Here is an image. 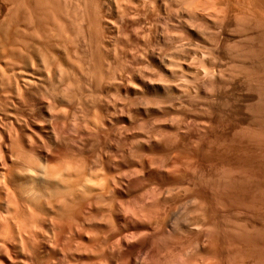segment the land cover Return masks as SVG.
<instances>
[{
  "label": "bare ground",
  "instance_id": "1",
  "mask_svg": "<svg viewBox=\"0 0 264 264\" xmlns=\"http://www.w3.org/2000/svg\"><path fill=\"white\" fill-rule=\"evenodd\" d=\"M62 1L0 0V264H264V0H181L135 67Z\"/></svg>",
  "mask_w": 264,
  "mask_h": 264
},
{
  "label": "rangeland",
  "instance_id": "2",
  "mask_svg": "<svg viewBox=\"0 0 264 264\" xmlns=\"http://www.w3.org/2000/svg\"><path fill=\"white\" fill-rule=\"evenodd\" d=\"M62 1V0H61ZM71 1V2H70ZM67 0V3H66V0L64 1H62L63 3L61 4L60 3V5H62V6H64V9H62L61 8V10H64V11H61V13H62V21L64 22V23H69V24H67L68 26H70V21H67V20H69V17H73V16H71L72 14H71V12H69V11H74V9L72 10L71 9V6L73 7V8H76V6H80V5H78L79 3L81 4V9H82V7H83V2H81V1H83V0ZM76 1H78V4L76 5ZM80 1V2H79ZM109 1V2H108ZM120 1V2H119ZM105 0V2L107 3V5H108V8H109V13H107L106 14V16H107V19H109V26H108V29H109V32H107L108 34H106V36H107V41L106 42H108V47H110V49H113V47H114V45L116 44H118V43H120V44H118L117 46H118V48H120L119 49V52L121 53L122 52V50H123V52L125 51V49H126V51L124 52V53H122V54H120V55H122V57L124 58L125 56V58L127 59V60H129L128 62L130 63L131 61H132V63H133V66L137 63V62H140L141 60H143L142 58H143V56H142V53H141V51H142V49L143 48H145V46H143V45H145L144 44V42H143V38H144V41H145V39H146V37H147V34H149V31H155V32H158V34L160 35V36H162L163 35V33L162 32H164L165 33V30H166V32H167V29H169L168 30V32L170 33V32H172V33H175V32H177L179 29H181V23L184 21V19H182V18H185V15H186V13H185V11H183L182 9H180L181 7H182V4H180V3H183V2H181V0L179 1V0H172V2H167L168 0H162L163 1V5L165 6L166 5V3L168 4L167 6H168V8L169 9H172V11L175 13V14H173V12L172 11H170V10H168V11H170V13L171 14H169L168 12H167V10H165V9H163L164 11H163V13H161L162 12V10H161V12H158L157 10H159L158 8H156L155 9V7H157L156 5L154 6V8H152L153 7V5L152 6H150L149 4L151 3H149L148 4V2H149V0H126L125 2H126V4H125V2H124V0ZM122 1V2H121ZM147 1V3H145ZM151 1V0H150ZM196 1V2H195ZM195 1H193L194 3H197V5H198V7L200 6V8L201 7H206L207 9H211V10H213V12H215V11H217L218 10V13H220V14H218L217 12V14L218 15H220V16H224V15H226V16H230L229 17V19H228V17H227V21H229V22H231L230 24H234V22H235V19L237 18V16H240L241 14H243V12L244 13H247L249 10H251V6L249 7V5H250V2H249V5L248 6H246L247 5V2H248V0H212V2H210V5H212V6H214L215 7V5H216V7L218 6V4L220 3V5L219 6H222L223 7V10H222V7H215V9H214V7H212V6H209L208 4V2L207 1H210V0H205V2H206V5H203L205 2H203V4H200L202 1H199L198 0V2H197V0H195ZM213 1H215V2H219V3H216V4H214L215 2H213ZM225 1V2H224ZM241 1V2H240ZM247 1V2H246ZM68 2H70V3H68ZM74 2V3H73ZM85 2V1H84ZM117 2L119 3V5H116L117 4ZM128 2V3H127ZM135 2V4H133ZM200 2V3H199ZM233 2V3H232ZM235 2V3H234ZM245 2V3H244ZM65 3H66V5H65ZM130 3H131V5H130ZM140 3H141V5H140ZM172 3V4H171ZM177 3H179L180 5H181V7H179L178 5H177ZM208 3V4H207ZM211 3H213V4H211ZM222 3V4H221ZM74 4L76 5L75 7H74ZM123 6H122V5ZM169 4H171V5H169ZM177 6H176V5ZM228 4H229V6H228ZM236 4V5H235ZM242 4H243V6H242ZM246 4V5H245ZM69 5V6H68ZM111 5H112V7H111ZM126 6V8H128L127 9V11H126V9H125V11H124V8H125V6ZM130 5V6H129ZM139 5V6H138ZM145 7V9L144 8H142L143 6ZM196 5V4H195ZM245 5V6H244ZM66 6L67 7H69V8H67L66 9ZM118 6V7H117ZM133 6V7H132ZM146 6H148V7H146ZM151 8H150V7ZM167 6H165L166 8H167ZM172 6H173V8H172ZM224 6H227V7H225L224 8ZM242 6V7H241ZM111 7V8H110ZM210 7V8H209ZM232 7V8H231ZM132 10H131V9ZM151 9L150 11H149V9ZM176 8V9H175ZM177 8H179V12H177L178 11V9ZM239 8V9H238ZM241 8V9H240ZM246 8H247V10H246ZM69 9H71V10H69ZM111 9V10H110ZM116 9H119V10H116ZM136 9V10H135ZM140 9V10H139ZM142 9H144V10H142ZM202 9V8H201ZM220 9H221V11H220ZM121 10H122V12H121ZM129 10V11H128ZM135 10V11H134ZM139 10V11H138ZM146 10V11H145ZM182 10V11H181ZM228 10V11H227ZM237 10V11H236ZM242 10V11H241ZM247 12H246V11ZM83 11V10H82ZM107 11V12H108ZM114 11V12H113ZM117 11H118V14H117ZM132 11V12H131ZM160 11V10H159ZM166 11V12H165ZM235 13H234V12ZM65 12V13H64ZM67 12V13H66ZM69 12V13H68ZM125 12V13H124ZM128 12V13H127ZM147 12V13H146ZM221 12H223V13H221ZM242 12V13H241ZM63 13H64V15H63ZM120 13H122V15L120 14ZM151 13V14H150ZM155 13V14H154ZM161 13V14H160ZM167 13V14H166ZM177 13V14H176ZM241 13V14H240ZM65 14L67 15V14H71L70 16H68V17H66L65 16ZM127 14V15H126ZM157 14H159V15H157ZM180 14V15H179ZM222 14V15H221ZM227 14H229V15H227ZM234 14H237V15H235L234 16ZM116 15H118V16H116ZM122 16V18H121V16ZM125 15V16H124ZM129 15V16H128ZM138 15V16H137ZM141 15H144V16H141ZM162 15V16H161ZM164 15V16H163ZM183 15V16H182ZM114 16V17H113ZM120 16V17H119ZM135 16V17H134ZM154 16H155V18H154ZM157 16V17H156ZM159 16V17H158ZM170 16V17H169ZM116 17V18H115ZM132 17V18H131ZM143 17V18H142ZM146 17V18H145ZM167 17V18H166ZM179 17V18H178ZM181 17V18H180ZM232 17V18H231ZM236 17V18H235ZM65 18V19H64ZM67 18V19H66ZM119 18H121V19H119ZM128 18V19H127ZM131 18V19H130ZM134 18H136V19H134ZM154 18V19H153ZM165 18V19H164ZM172 18V19H171ZM173 18H174V20L177 22V20H178V22H177V24H176V22L173 20ZM178 18V19H177ZM226 18V17H225ZM116 19V20H115ZM133 19V20H132ZM144 19V20H143ZM160 20L159 22H158V20ZM170 19H171V21H170ZM183 20L182 22L180 21V20ZM70 20H71V22L73 21L71 18H70ZM117 20H119V21H117ZM124 22H122V21ZM132 20V21H131ZM141 20V21H140ZM147 20H149V21H147ZM153 20V21H152ZM155 20V21H154ZM166 20H167V25H166ZM231 20V21H230ZM108 21V20H107ZM111 21V22H110ZM113 21V22H112ZM134 21H136L135 23H134ZM147 21V22H146ZM119 22V23H118ZM121 22H122V24H121ZM138 22V23H137ZM154 22H156V23H154ZM175 22V23H174ZM181 22V23H180ZM126 23H127V25H126ZM158 23V24H157ZM114 24V25H113ZM116 24H117V26H116ZM129 24H131V25H129ZM138 24V25H137ZM151 24H152V26H151ZM155 24V25H154ZM158 26H157V25ZM175 24V25H174ZM146 25L148 26V27H146ZM149 25H150V27H149ZM154 25V26H153ZM160 25V26H159ZM166 25V26H165ZM172 25V26H171ZM133 26V27H132ZM136 26H137V28H136ZM143 28H142V27ZM146 28H145V27ZM169 26V28H167ZM171 26V27H170ZM174 26V27H173ZM211 26V25H210ZM109 27H111V29L109 28ZM156 27V28H155ZM70 28V27H69ZM72 28V27H71ZM116 28V29H115ZM132 28V29H131ZM152 28V29H151ZM167 28V29H166ZM179 28V29H178ZM212 28H213V25H212ZM114 29V30H113ZM118 29V30H117ZM123 29V30H122ZM136 29V30H135ZM140 29H141V31H140ZM164 29V30H163ZM234 28H232V30H233ZM116 30V31H115ZM125 30V31H124ZM146 30V31H145ZM149 30V31H148ZM173 30V31H172ZM177 30V31H176ZM191 30H194V31H196L195 29H192L191 28ZM214 28H213V30L211 29V32L209 31V34L210 33H212V31L214 32ZM114 31H115V33H114ZM118 31V32H117ZM144 31V32H143ZM180 31V30H179ZM217 31V30H216ZM234 31V30H233ZM119 32H121V33H119ZM134 32V33H133ZM155 32H153V34L155 35ZM250 32V31H249ZM147 33V34H146ZM207 33V34H206ZM205 33V35H207V36H209V34H208V32H206ZM237 33V32H236ZM236 33H232L233 35L235 34L236 35ZM252 33V34H251ZM116 34V35H115ZM121 35V36H119V35ZM135 34H138V35H136L135 36ZM157 34V35H158ZM168 34V33H167ZM196 35L193 37V38H191V40L192 41H194V42H192V41H188L187 43H185V46L187 47V45H188V48H187V50L188 49H191L190 51H195V50H199L198 48L199 47H201V46H203V45H205L204 43H203V40H205L206 38H207V36H205L203 33V35L206 37H204V36H202V34L200 33H197V31H196V33H195ZM242 34V33H241ZM249 35H247V39L246 40H248V38L249 37H252V35L254 34V31L252 32H250V33H248ZM111 35V36H110ZM129 37H128V36ZM142 35H143V38L141 39V37H142ZM168 35H170V34H168ZM234 35V37H235V41L236 40H242V39H244L245 40V38H244V35H242V36H240L239 34V36L242 38H240L238 35H236L235 36ZM109 36V37H108ZM114 36V37H113ZM118 36H119V38H118ZM124 36H127V38H128V41H130L129 43H128V41H127V38L126 37H124ZM131 36V37H130ZM145 36V37H144ZM111 37V38H110ZM116 37V38H115ZM139 37V38H138ZM153 37V36H152ZM155 37V36H154ZM108 38H110L109 39V41H108ZM130 38H132V39H130ZM136 38V39H135ZM203 38H205V39H203ZM237 38V39H236ZM119 39V40H118ZM126 39V40H125ZM130 39V40H129ZM134 39V40H133ZM139 39H141V40H139ZM153 39V38H152ZM201 39V40H200ZM118 40V42H116ZM136 40V41H135ZM151 40V39H150ZM149 40V41H150ZM198 40V41H197ZM244 40H242V41H244ZM61 41V40H60ZM120 41V42H119ZM195 41H196V44L195 45H191V44H189V42H191V43H195ZM199 41H202V43L201 42H199ZM137 42V43H136ZM140 42V43H139ZM143 42V43H142ZM148 42V41H147ZM185 41H183V43H184ZM197 42H199L198 44H197ZM238 42H240V41H238ZM113 45H112V44ZM127 43H128V45H127ZM143 44V45H141L140 46V49H141V47H142V49H141V51L138 49L139 48V45L140 44ZM151 43H153L154 44V42H153V40L151 41ZM126 44V45H125ZM130 44H131V46H130ZM139 44V45H138ZM153 44H151V46L150 47H152V49H154L155 47H156V44L155 45H153ZM187 44V45H186ZM111 45H112V47H111ZM120 45V46H119ZM135 45V46H134ZM154 46V48H153V46ZM193 46L192 48L194 49L195 48V46L196 45H198V47H197V49H192V48H190L189 46ZM201 45V46H200ZM124 48H123V47ZM126 46V47H125ZM122 47V48H121ZM137 47V49L135 50V48ZM117 48V47H116ZM117 48V49H118ZM132 49V50H131ZM135 51H134V50ZM143 50H145V49H143ZM129 51V52H128ZM140 51V53H138ZM159 52V50H156V52ZM132 52V53H131ZM136 52V53H135ZM157 52V53H158ZM197 52V51H196ZM126 54V55H125ZM128 54V55H127ZM137 54H138V57L139 56H142V57H139V58H141V60H139V58L138 59H136V60H139V61H136V63L134 64V61L135 60H133L136 56H137ZM140 54V55H139ZM132 55L134 56V57H132ZM132 57V58H131ZM145 57V56H144ZM128 58H130V59H128ZM126 63V62H125ZM125 63H124V65H125ZM130 65V68H132L133 66H131V64H129ZM140 64L138 63V66H139ZM126 66V65H125ZM137 66V67H138ZM135 67V66H134ZM128 68H129V66H128ZM129 68V69H130ZM124 69V68H123ZM130 70H132V69H130ZM122 71H124V70H122ZM126 71H127V69H126ZM125 72V71H124ZM124 72L122 73V77H123V75H127L126 73L124 74ZM119 73H120V71H119ZM120 77H121V75H120ZM123 84V83H122ZM251 89H253V88H251ZM254 90V89H253ZM252 90V91H253ZM251 91V92H252ZM253 93L254 94H256V92H255V90L253 91ZM111 94H113V91L111 92ZM255 97V99H256V95H253L252 93H251V97ZM115 97V94H114V96H113V98ZM117 98V97H116ZM115 99V98H114ZM114 99H112V101L114 100ZM121 99V98H120ZM255 99H253V101H255ZM115 101V100H114ZM253 101H252V103H253ZM255 103V102H254ZM119 104H122V103H118V105ZM120 106V105H119ZM123 107V106H122ZM120 114V113H119ZM82 116H87V114L85 115H83V113H82ZM119 116H121V115H119ZM87 117H90V116H87ZM86 117V118H87ZM85 118V117H84ZM91 118V117H90ZM71 120L73 119V118H70ZM88 119V118H87ZM70 120V121H71ZM90 121L92 120V118L91 119H89ZM90 121L88 122L89 124H90ZM71 123H74V120L73 121H71ZM263 136V135H262ZM264 139V138H263ZM236 174V173H235ZM264 180V179H263ZM264 182V181H263ZM254 206L251 208V212H253L254 211ZM253 209V210H252ZM163 253L165 254L166 252H163V251H161V255H163Z\"/></svg>",
  "mask_w": 264,
  "mask_h": 264
}]
</instances>
